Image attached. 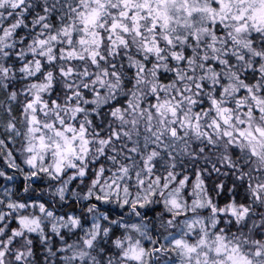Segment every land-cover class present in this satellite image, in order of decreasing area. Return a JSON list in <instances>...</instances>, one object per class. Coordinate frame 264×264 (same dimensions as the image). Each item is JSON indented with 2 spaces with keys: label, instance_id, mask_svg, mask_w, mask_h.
Listing matches in <instances>:
<instances>
[{
  "label": "snow or ice",
  "instance_id": "obj_1",
  "mask_svg": "<svg viewBox=\"0 0 264 264\" xmlns=\"http://www.w3.org/2000/svg\"><path fill=\"white\" fill-rule=\"evenodd\" d=\"M0 264H264V0H0Z\"/></svg>",
  "mask_w": 264,
  "mask_h": 264
}]
</instances>
